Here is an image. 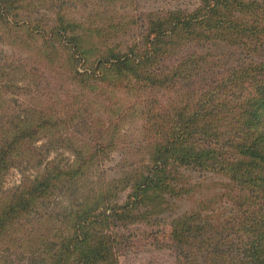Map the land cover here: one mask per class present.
Instances as JSON below:
<instances>
[{
    "label": "rangeland",
    "instance_id": "374dc122",
    "mask_svg": "<svg viewBox=\"0 0 264 264\" xmlns=\"http://www.w3.org/2000/svg\"><path fill=\"white\" fill-rule=\"evenodd\" d=\"M254 1L251 14L264 18V0ZM203 4L204 0H0V122L7 120L15 131L26 128L31 134L15 146L17 165L0 179V209L25 185L23 177L35 179L48 172L50 164L83 165L76 181H64L63 188L50 187L43 203L41 197L30 202L32 210L37 207L40 213L15 214L17 222L9 235L0 237V264H58V246L51 243L59 240L60 232L73 230L71 222L76 219L62 230L65 212L72 206L82 212L102 206L104 200L112 204L126 200L131 189L124 177L143 174L151 166L152 144L143 131V94L165 101L167 93L162 87L143 89L135 77L138 71L107 67L96 60L111 53L141 54L147 49L153 20H174L173 13H200ZM203 41L205 45L162 43L163 52L159 51L153 67L172 68L190 51L211 58L220 55L228 64L238 56H258L222 39ZM180 180L201 186L165 200L146 198L131 213L113 220H93L84 226L82 219L80 228L87 238L68 253L66 263L75 264L97 232L112 236L117 264H182L170 238L171 221L202 208V200L217 207L215 201L222 199L215 194L225 191L227 178L185 168ZM83 198L84 206L73 205ZM230 244L223 242L221 250Z\"/></svg>",
    "mask_w": 264,
    "mask_h": 264
},
{
    "label": "trees",
    "instance_id": "16d2710c",
    "mask_svg": "<svg viewBox=\"0 0 264 264\" xmlns=\"http://www.w3.org/2000/svg\"><path fill=\"white\" fill-rule=\"evenodd\" d=\"M253 9L254 0H204L200 13H173L174 20H153L147 49L141 54L111 53L96 60L107 67L124 66L138 71L135 77L143 83V89L162 87L167 99H149V92L143 94V131L144 138L152 144L151 166L143 174L124 177L122 181L131 189L126 200L116 204L104 200L102 206L98 204L82 212H75L72 206L61 216L62 230L76 219L71 222L73 230L64 235L60 232L59 240L51 243L58 246V264H67L68 253L87 238L80 228L82 219L84 226L93 220H113L131 213L146 198L165 200L201 186L199 182L187 185L180 180L185 168L221 173L227 181L225 191L215 194L222 199L215 201L217 207L210 208L211 200H202V208H194L171 221L170 238L179 261L264 264V18L251 14ZM211 39L228 41L241 52H255L258 56H238L228 64L220 55L211 58L190 51L172 68L153 67L159 51L163 52L162 43L196 41L205 45L203 40ZM7 123L0 122V179L17 165L13 156L15 146L31 135L28 129L15 131ZM83 159L84 163L89 161L87 157ZM82 167L50 164L48 172L35 179L23 177L21 182L25 185L19 186L11 194L10 203L0 209V237L9 235L17 222L15 214L40 213L37 207L32 210L30 202L37 197H41L40 203L45 202L50 187L63 188L64 181H76ZM25 170H21L23 174ZM85 203L83 198L73 205ZM93 209L95 212L90 214ZM226 241L232 244L221 250L220 244ZM112 242L109 233L103 236L96 232L92 244L81 250L75 264H117Z\"/></svg>",
    "mask_w": 264,
    "mask_h": 264
}]
</instances>
